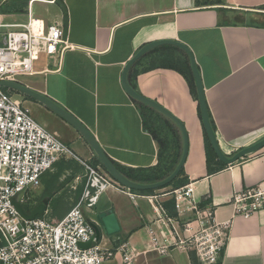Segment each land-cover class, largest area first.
<instances>
[{"label": "crops", "instance_id": "0c3cea01", "mask_svg": "<svg viewBox=\"0 0 264 264\" xmlns=\"http://www.w3.org/2000/svg\"><path fill=\"white\" fill-rule=\"evenodd\" d=\"M45 1L50 0H35L31 8ZM54 4L58 12L48 24L64 27V40L71 48L51 59L42 57L32 76L39 77V82L22 85L73 116L122 169H154L159 155L170 166L181 156H177L182 149L177 126L144 104L146 108L138 107L121 84L128 61L156 41L178 42L191 51L224 155L232 156L264 139V0H56ZM28 6L10 8L14 21L6 24L25 23L19 19L27 17ZM188 66L182 49L165 44L139 58L128 69L126 80L136 93L182 123L188 143L183 166L187 184H193L194 197L201 205L214 207L217 220H232L217 264H264V211L245 219L233 217L230 206L234 193L264 178V149L208 171L197 95L176 71ZM23 103L29 111H40L46 119L42 125L76 155L96 162L92 149L71 125L34 100L23 98ZM158 139L164 141L162 149ZM210 165L218 168L213 157ZM66 202L61 205L66 210L60 207L56 220L69 210L71 203L66 207ZM162 206L168 217L175 216L172 201ZM108 211L118 231L107 234L99 227L102 249L126 244L136 255L134 264H200L193 252L171 248L167 255H160L153 249L152 237L169 244L172 235L169 223L157 218L147 199L131 201L125 193L108 188L86 216L97 221L98 215ZM105 264H120V258Z\"/></svg>", "mask_w": 264, "mask_h": 264}, {"label": "built area", "instance_id": "2783aa9c", "mask_svg": "<svg viewBox=\"0 0 264 264\" xmlns=\"http://www.w3.org/2000/svg\"><path fill=\"white\" fill-rule=\"evenodd\" d=\"M30 0L27 20L6 24L0 14V82H18L22 76H33L43 57L60 56L71 45L64 40V27L33 17ZM55 0L43 3L53 4ZM1 6V3H0ZM40 28H35V20ZM255 155V154H253ZM73 162L82 170L70 189L81 191L69 210L59 220H46L47 204L41 216L23 219L14 202L23 209L33 205L28 195L41 187V178L52 173L60 162ZM112 188L125 193L131 201L147 199L159 220L170 226L172 241L161 244L152 237L153 249L167 255L171 248L193 252L200 264H217L229 239L232 220L219 221L210 204L201 205L194 197L193 184L150 195L139 194L114 181L100 165H93L76 155L55 133L30 116L21 99L0 87V264H105L117 256L120 264H134L135 253L126 244L102 249L95 227L100 224L86 215L92 213L101 195ZM160 191V192H159ZM172 201L174 217L163 208ZM234 216L245 219L264 211V178L256 185L234 193L230 199ZM90 242L87 249L80 244Z\"/></svg>", "mask_w": 264, "mask_h": 264}, {"label": "water", "instance_id": "95a60500", "mask_svg": "<svg viewBox=\"0 0 264 264\" xmlns=\"http://www.w3.org/2000/svg\"><path fill=\"white\" fill-rule=\"evenodd\" d=\"M174 45L180 49H182L188 56L189 59V64H190V70L193 76L194 84H195V90H196V95H197V100H198V105H199V110H200V116H201V121L203 125L204 132L206 134L207 140L216 156V159L223 163L224 165H231L238 160L243 159L246 156L255 154L261 150L264 149V139L260 140L259 142L255 143L254 145L247 147L245 149H242L238 152H236L232 156H226L223 154L221 149L219 148L215 133L213 129L211 128L210 122H209V116H208V111L205 103V97H204V91L201 83V78L200 74L197 68V65L195 63L194 57L191 53V51L188 49L187 46L174 42V41H156L149 43L145 46H143L134 56L132 59L128 61L126 66L124 67V70L122 72V77H121V84L124 89V91L127 93V95L139 102L142 103L153 110L161 113L165 117H167L169 120H171L178 128L181 137H182V152L180 159L173 170V172L163 179L162 181H159L157 183H152V184H146V185H140L137 183H134L132 181H129L126 179L112 164L110 159L106 156L104 151L100 148L98 143L96 142L95 138L89 133V131L81 125L73 116H71L69 113H67L64 109L59 107L57 104L49 100L47 97L29 89L28 87L22 85L21 83L17 82H9V81H2L0 82V87L10 90V91H15L19 94H22L25 97H28L36 102H38L40 105L44 106L45 108L49 109L53 113H55L58 117L66 121L69 125H71L82 137L83 139L87 142L89 147L92 149L94 155L97 157V159L100 161L102 164L105 172L116 182H118L120 185L124 186L125 188L132 190V191H138V192H143V191H156L159 189L164 188L165 186L169 185L179 174L180 170L183 168L185 159L187 156V150H188V143H187V133L182 125V123L176 119L173 115H171L168 111L163 109L161 106L156 104L155 102L139 95L136 93L127 83L126 80V74L128 69L139 59L141 58L144 54H146L148 51L152 50L155 47L161 46V45ZM47 204V199H44L42 203L38 204L34 209H32L29 213H26L24 209L16 202H14V206L19 213V215L25 219V220H33L37 216H41L44 212L45 206ZM97 220L100 224V227L105 230L107 234H114L118 231L117 227V222L115 221V218L113 214L108 211L106 213H102L97 216ZM95 234L96 238H100V229L95 227ZM91 246L90 242L87 243H82L80 244V247L83 249H87Z\"/></svg>", "mask_w": 264, "mask_h": 264}, {"label": "trees", "instance_id": "16d2710c", "mask_svg": "<svg viewBox=\"0 0 264 264\" xmlns=\"http://www.w3.org/2000/svg\"><path fill=\"white\" fill-rule=\"evenodd\" d=\"M56 2V0H55ZM177 72H179L187 81L189 88L191 89L192 93L196 96V90H195V84H194V80H193V76L190 70V67H186L185 69L182 68H177L176 69ZM6 90V89H5ZM13 93H16L18 95H21L24 99H30L28 97L23 96L22 94H19L15 91H11ZM32 100V99H30ZM132 101L138 106V107H144L146 108L142 103H139L135 100L132 99ZM144 121V118H143ZM167 121V120H165ZM209 122L211 125V128L214 131V126L213 123L209 117ZM169 123V122H166ZM144 125L146 126V122L144 123ZM156 131V130H155ZM153 131V132H155ZM152 132V133H153ZM156 137V135H155ZM204 137H205V149H206V153H207V157H209L208 159V163H207V169L209 172H215L220 170L222 167H224L225 165L223 163H221L220 161H218L216 159V156L207 140L206 134L204 132ZM159 144H161V149H162V145L164 143L163 140L158 139ZM182 152V149L180 147L179 152H178V157L180 155V153ZM162 155H159V162L157 164V166L154 169H148V170H126V169H122L120 166H118L117 164H115L114 162H112V164L115 166V168L129 181H132L134 183L140 184V185H146V184H152V183H157L159 181H162L163 179H165L166 177H168L173 170L175 169L176 165H177V161L174 162V164L167 166L165 164H163V161L161 160ZM210 157H213L214 159H216V164L218 166L217 169H213L211 168L210 165ZM96 162H94L93 165H100L101 168H103L102 164L100 163V161L97 159V157L95 156ZM71 167H75L76 171H78V169H80V167L78 165H76L73 162H60L55 166V169L52 173H46L45 175L42 176L41 178V184L44 186V190H43V195L41 196L40 200H37V203H42V201L45 199H51L50 197L57 191V189L60 188V186L71 180V177H64V180L61 181V178L64 176V172L65 170L69 169V171L71 173H73L72 168ZM104 170V168H103ZM105 171V170H104ZM71 176V175H69ZM61 181V182H60ZM184 184H187V179L184 176V171L183 168L180 170L178 176L167 186H165L162 189H166V188H172V189H176L179 188L181 186H183ZM161 190V189H159ZM81 188L79 187L76 191L75 196L77 197L78 194L80 193ZM157 191V190H156ZM138 192V191H136ZM155 191H143V192H138L139 194H143V195H150L153 194ZM75 197V199H76ZM170 208V206H168ZM25 212H30L31 209L26 210L24 209Z\"/></svg>", "mask_w": 264, "mask_h": 264}, {"label": "rangeland", "instance_id": "374dc122", "mask_svg": "<svg viewBox=\"0 0 264 264\" xmlns=\"http://www.w3.org/2000/svg\"><path fill=\"white\" fill-rule=\"evenodd\" d=\"M1 6H0V14L5 13V17L2 18V21L4 23H10L13 22L14 19L9 17V10L10 8H15V6L17 7H25L28 5V0H13V1H7L4 2V0H0ZM11 6V7H10ZM33 8V9H32ZM32 11H33V17L37 18V19H41L44 21L45 24H48V19L51 18L56 12H58L57 8L58 6L56 4H46V3H35L33 4L32 7ZM27 17L26 15L23 16L21 19H19V21L25 20L26 21ZM40 78L39 77H32V76H22L18 78V82L19 83H24V84H32V83H37L39 82ZM15 98H19L23 101V98L21 95H18L16 93L11 92ZM30 116L32 119H34L36 122H38L39 124H44L43 121H45V117L41 114L40 111L35 112V110H31L30 111ZM43 117V118H42ZM48 129V128H47ZM73 173H71L69 171V169L65 170L64 172V176L61 178V181L64 180V177H71V180L63 183L59 189H57V191L50 197L52 198L50 203L47 205V209H48V215L44 218L46 220H56L54 218L55 214L60 210V207L62 210H66L65 207L61 206L62 203L67 199L66 202V207H69L70 203L72 204L73 202V198H74V192L70 189V186H72L73 184V180L75 178V176H78L81 174L82 170L78 169V171H76L75 167H71ZM71 175V176H69ZM60 181V182H61ZM172 188H166L163 189V191H168ZM43 190H44V186L41 185V187H39L38 189L34 190V191H29L28 192V197L31 203H37V200H40L41 196L43 195ZM158 191V190H157ZM45 199V198H44ZM31 208V205H24V209L29 210Z\"/></svg>", "mask_w": 264, "mask_h": 264}, {"label": "bare ground", "instance_id": "6f19581e", "mask_svg": "<svg viewBox=\"0 0 264 264\" xmlns=\"http://www.w3.org/2000/svg\"><path fill=\"white\" fill-rule=\"evenodd\" d=\"M34 25H35V28H40V26H41V22H40V20H35V23H34ZM103 169V168H102ZM38 205V204H37ZM36 206V205H35Z\"/></svg>", "mask_w": 264, "mask_h": 264}]
</instances>
